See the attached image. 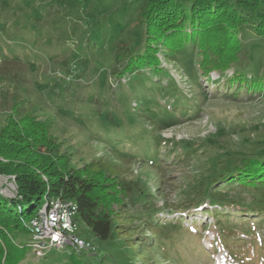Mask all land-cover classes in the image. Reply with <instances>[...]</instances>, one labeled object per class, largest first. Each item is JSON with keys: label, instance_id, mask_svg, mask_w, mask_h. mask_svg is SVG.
<instances>
[{"label": "rangeland", "instance_id": "obj_1", "mask_svg": "<svg viewBox=\"0 0 264 264\" xmlns=\"http://www.w3.org/2000/svg\"><path fill=\"white\" fill-rule=\"evenodd\" d=\"M253 8L246 19L236 7L223 19L224 34L209 43L220 53V62L232 60L236 50L243 65L224 72L210 69L204 77L198 56L176 53L179 61H169V39L162 35V42L152 43L146 38L147 0H0V135L9 124L11 129L33 128L56 154L67 153V169L97 162L101 174H119L133 187L134 214L145 221L148 212L155 214L151 218L159 234L149 235L140 224L144 221L133 215L136 225L131 217L115 221L112 239L104 242L78 221L76 234L92 250L53 249L38 259L29 246L31 232L10 230L12 255L21 259L19 264H264V215L254 221L260 226L256 234L239 219L238 227L226 225L224 233L210 218L213 212H205L209 205L188 209L205 199L211 202L210 182L216 181V190L224 188L222 178L236 172L243 160L264 159V23L252 17ZM144 47L165 71V80L131 74L121 79L124 85L117 83L115 74L123 72L126 53L137 55ZM237 70L240 80L234 77ZM141 103L152 122L165 125L164 131L153 135L152 123L139 116ZM173 146L192 157L174 164L181 152ZM26 160L0 156L1 166L34 161ZM184 163L188 166H179ZM149 192L152 198L146 197ZM216 196L252 201L251 193L239 187L229 193L218 190ZM168 221L174 222L170 229ZM242 229L250 230L247 237L237 235V243H226L230 232ZM140 230L139 236L148 234L143 243L134 233ZM164 247L168 254L163 262L156 249Z\"/></svg>", "mask_w": 264, "mask_h": 264}, {"label": "trees", "instance_id": "obj_2", "mask_svg": "<svg viewBox=\"0 0 264 264\" xmlns=\"http://www.w3.org/2000/svg\"><path fill=\"white\" fill-rule=\"evenodd\" d=\"M236 7L238 8L236 10L239 12L240 17L246 19H248L247 16L249 14L247 11L252 7H254L253 9L256 8L257 12L252 17L256 15L258 24L264 23L262 20V18L264 19V0H252V2H245L243 0H147V9L144 12L146 38H149L152 43L157 41L162 42L164 38L169 39L166 44L168 45L166 48L168 52L166 54L171 59L169 61H173L172 59L179 61L176 53L181 55V57L190 58L198 56V68H200V72H203L204 75H202L204 77L210 69L224 72L232 66L240 67L243 63L239 60L236 50L233 53V59L224 63L219 61L221 55L212 47L213 44H209L212 43L213 37L216 35L220 37L221 34H224L223 19L225 18L226 20V16L231 11H234ZM244 11L247 13H244ZM162 35L164 36L163 39ZM172 44H176V51L172 50ZM144 49L146 50L145 47ZM145 50L138 52L137 55L123 52L116 57V60L119 62V57L125 53L128 56L127 58L124 56L126 59L120 63L123 66V70L121 69L123 72L115 74L116 80H118L117 83L124 85L121 79L125 75L131 74L134 77L139 74L142 78L151 74L153 77L165 80V78H161L165 71L160 68L157 60L153 59L154 56ZM240 73L242 72L239 70L234 73L235 79L240 80L242 78ZM155 89L158 90V88ZM144 92L150 93L146 89ZM138 111L139 116H144L145 122L152 123L151 129L154 133L153 135L166 129L165 125L158 124L155 121L152 122L151 117L148 118L145 115V108L143 109L142 103L139 105ZM22 124L24 125V121H22ZM37 126L44 130V126ZM147 136H152V133ZM30 139L31 142H29ZM0 140V144L3 142V145H0V156L4 159L22 158L23 161H30L26 160L27 158L34 159L32 164L26 165L8 164L7 166H1L0 164V173L13 177L18 191L16 199H8L0 195V264L20 263L21 259L12 255L15 243L9 231L20 230L24 234H29V224L43 207L45 196L74 201L77 205L76 222L80 221L86 225L94 236L101 241H110L114 232V222L127 217H131L133 225L144 221L140 224L146 228L149 235L159 236L158 229L153 225L154 221L151 218L155 214L148 212L150 218L146 221L142 219L143 215L134 214L136 202L133 196V187L130 185V182L121 179L119 174H101L99 170H102V168L98 169L100 167L97 162L86 163L78 169H67L70 162L69 159L67 160V153L56 154L53 144L51 145L46 140H40L33 128L14 126L11 129L9 124L2 131ZM173 147V151H180L177 146ZM180 152L173 158L174 164L184 162L185 159L192 157L191 152H185V150ZM252 158L254 157H251L250 160H243V166H235L237 167L236 172L232 171L227 176H224L222 178L225 181V184L222 185L224 188L218 189L219 191L226 190L229 193V191L239 187L251 193V204L242 203L236 199L229 200L228 198H224L222 200L221 198H217L216 181H212L210 182L212 184H209L210 188L208 192L212 201L206 202L205 199L199 204L200 206L189 204L188 209L196 210V207L200 209L207 204L209 207L204 209L205 212H213V216L210 218L213 219V222L217 223L218 229L224 233H226L224 226L235 225L238 227L240 223L244 227L249 226V228L253 229L252 233L256 234V230L260 226H257L259 223L255 225L256 222L254 221L261 215H264V209L260 205L263 204L264 206V159L254 158V160ZM153 164L155 163L153 162ZM193 164L195 163H189V165ZM179 166L188 165L184 163ZM234 173L237 174L234 175ZM236 175H241L242 177L238 178ZM211 187L214 191L210 190ZM156 193L159 194V191ZM152 196L153 194L149 192L146 197L152 198ZM211 207H215V210ZM224 207H233L239 211L235 212V215L231 213L224 214V211L221 210ZM170 211L171 213L175 212L172 209ZM133 215L138 217V222L132 220ZM248 216L254 220L251 219L248 222L243 220ZM238 219L241 222L238 223ZM165 223H168L166 228L170 229L174 222L168 221ZM205 225L204 230L207 227V224ZM192 227L191 232L195 233V228L194 226ZM141 231L134 233L139 236ZM248 233H250V230H243L239 233L232 231L228 235L229 238L225 241L227 244L229 241L237 243L240 240V238L237 239V235L247 237ZM147 235H140L139 237H142L143 240L139 241L143 243L144 238H148ZM142 243L138 242L135 245L139 247ZM17 249L21 253L26 251L25 247H17ZM156 250V253L163 257L164 262V258L168 254L166 248L164 247L163 250L157 248ZM148 251L150 250L148 249ZM167 263L179 264V262L173 260Z\"/></svg>", "mask_w": 264, "mask_h": 264}, {"label": "built area", "instance_id": "obj_3", "mask_svg": "<svg viewBox=\"0 0 264 264\" xmlns=\"http://www.w3.org/2000/svg\"><path fill=\"white\" fill-rule=\"evenodd\" d=\"M0 195L16 199L18 195L15 179L0 176ZM77 205L74 201L45 196V203L37 216L30 222L29 246L40 259L53 249L65 251L72 247L79 251H90V242L76 234Z\"/></svg>", "mask_w": 264, "mask_h": 264}]
</instances>
